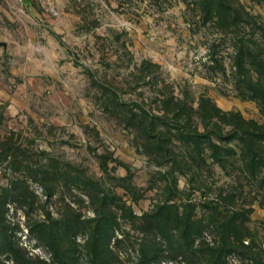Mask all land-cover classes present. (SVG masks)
<instances>
[{"label":"rangeland","instance_id":"374dc122","mask_svg":"<svg viewBox=\"0 0 264 264\" xmlns=\"http://www.w3.org/2000/svg\"><path fill=\"white\" fill-rule=\"evenodd\" d=\"M258 65L264 0H0V236L29 264L49 227L78 264L95 230L111 264H264Z\"/></svg>","mask_w":264,"mask_h":264},{"label":"trees","instance_id":"16d2710c","mask_svg":"<svg viewBox=\"0 0 264 264\" xmlns=\"http://www.w3.org/2000/svg\"><path fill=\"white\" fill-rule=\"evenodd\" d=\"M226 12L232 13V10L229 8L223 7ZM259 66V75L264 79V65ZM247 92L251 94V97L256 99L258 103L264 108V84L261 79L255 82H249L246 85ZM241 142L244 143L247 149L248 156V166L257 171V169H264V133L261 131L260 127H242V136L238 137ZM5 202L0 200V213H4V205ZM1 222V221H0ZM48 230V229H47ZM53 230V231H52ZM49 237V242L52 246H55L52 253L54 257L57 259L52 264H78V261L74 259L73 256H67V253L63 254L61 249V242H63V237L60 235V232H54V228L49 227L48 233H46ZM240 235V232H237V236ZM41 237V235L39 234ZM93 241L92 246L89 247V252L92 256V262L94 264H111L112 261L109 259L112 257L111 249L107 244L108 235L104 230L97 231L95 230L92 233ZM45 238V237H43ZM0 243L10 246L13 250L12 253L15 256L16 264H29L30 261L25 259L20 260L19 249L13 247L11 237L7 234V232H3L0 236ZM66 256L67 260L64 261V256ZM47 264V263H44ZM142 264H146L142 262Z\"/></svg>","mask_w":264,"mask_h":264}]
</instances>
